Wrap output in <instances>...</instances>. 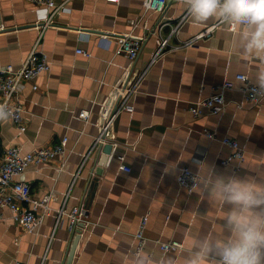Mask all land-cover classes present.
Masks as SVG:
<instances>
[{
  "label": "crops",
  "instance_id": "0c3cea01",
  "mask_svg": "<svg viewBox=\"0 0 264 264\" xmlns=\"http://www.w3.org/2000/svg\"><path fill=\"white\" fill-rule=\"evenodd\" d=\"M56 1L69 8L43 29L33 1L0 0V68L19 66L34 48L52 61L50 70L20 84L26 129L9 116L0 119V158L11 145L28 151L69 137L65 155L32 163L18 176L31 184L35 197L50 194L52 210L37 231L29 232L9 207L3 209L0 264H67L78 225L72 228L68 213L59 214L63 206L85 210L72 264H139L140 257L156 264L165 252L185 255L196 237L220 228L225 207L199 187L190 192L180 185L179 167L200 172L206 163L216 172L241 176L264 171V94L259 102L249 100L243 82L236 80L240 72L255 83L264 78V54L234 48L240 26L226 22L195 44L182 45L220 19L194 20L189 0H168L160 12L146 11L144 0ZM132 19L139 22L133 25ZM128 32L142 37L135 58L116 52L118 36ZM102 35L109 38L106 43ZM161 36L181 47L153 60ZM227 78L235 86L225 89V108L195 115L190 105ZM135 83L134 109L119 111ZM84 109L88 118L80 115ZM113 111L106 136L103 123ZM205 127L216 136L205 134ZM226 134L244 146L242 161L222 162L231 150L221 141ZM108 142L113 144L109 153L103 149ZM146 213L147 240L136 254V233ZM157 238L178 239L184 247L164 251Z\"/></svg>",
  "mask_w": 264,
  "mask_h": 264
},
{
  "label": "built area",
  "instance_id": "2783aa9c",
  "mask_svg": "<svg viewBox=\"0 0 264 264\" xmlns=\"http://www.w3.org/2000/svg\"><path fill=\"white\" fill-rule=\"evenodd\" d=\"M36 4V10L38 13V21H43V29L53 23V16L59 11L68 9L69 7L64 4H58L56 0H31ZM167 0H144L145 10L163 11L166 6ZM130 22L136 25L139 21L132 19ZM223 23L220 19L213 25L208 26L203 32L195 35L191 39H188L182 43V45L190 46L195 44L198 38L204 37L206 34L212 32V30L219 24ZM229 25L234 28L236 24ZM103 41H108L107 35H102ZM117 53H125L131 58H135L139 52V48L142 43V37L136 35L133 32H128L117 38ZM172 47L177 49L180 45H171L169 36H161L159 39V45L153 55V60L163 54L167 49ZM78 52H84L86 55L91 56L92 52L83 48H78ZM52 67V61L48 54L38 48H34L24 59V61L16 66L13 63L7 64L0 68V94L2 101L0 103L7 104L11 117L19 126L21 130L26 129L24 122L25 101L20 93V84L25 80H33L41 72L50 70ZM144 76L141 75L137 81ZM243 82L241 89L245 96L253 101L259 102L264 94V91L259 89L257 83L250 79L248 73L240 72L236 74V80ZM138 83H135L132 87H129L124 100L119 106V111L127 109L132 111L134 104L130 99L132 92L137 90ZM235 86V80L225 79L223 82L217 84L211 93L205 97H202L194 101L190 105V110L199 115L205 111L210 110L213 113L221 112L226 106L225 89ZM37 84H34V88H37ZM80 115L84 118H88L90 115L89 110H82ZM116 113L114 111L107 113L105 121L103 123V133L109 134L110 127L114 122ZM204 133L209 137H215L216 132L204 128ZM102 136V135H101ZM100 136V137H101ZM69 140L68 135H65L58 142L50 146L36 147L28 151H23L20 145H11L6 148L4 155L0 158V219L3 217V209L9 207L12 210V217L20 222L24 229L29 232L37 231L45 215L51 212L50 199L51 195L46 194L42 198L35 197L32 193L31 184L27 180L19 179L18 176L23 175L27 167L32 164H40L47 162L58 155H65L67 151V142ZM221 141L230 147V153L228 156L222 159L224 164H229L233 159L243 160L246 156V150L239 140L229 134L224 135ZM121 160L124 155L119 156ZM200 174L199 171L194 170L189 165H181L179 167L178 181L180 185L185 186L190 192L194 191L198 186L195 185V178ZM85 210L80 206L73 207L70 211L66 208L60 207L58 209L59 214L68 213L70 217L71 227L74 228L81 219ZM149 213L142 216L139 229L136 233L137 236V248L136 254H140L147 240L145 234ZM156 241L160 244L164 251H178L184 247V243L178 239L163 240L157 238ZM15 264H26L22 261H17Z\"/></svg>",
  "mask_w": 264,
  "mask_h": 264
},
{
  "label": "clouds",
  "instance_id": "9594fccd",
  "mask_svg": "<svg viewBox=\"0 0 264 264\" xmlns=\"http://www.w3.org/2000/svg\"><path fill=\"white\" fill-rule=\"evenodd\" d=\"M187 11L196 21L219 17L239 25L233 47L264 54V0H189ZM257 84L264 91V78ZM9 115L7 104L0 103V119ZM194 186L223 203L221 226L196 237L185 255L165 252L156 264H264V171L226 174L205 163ZM139 264H148L147 258L140 257Z\"/></svg>",
  "mask_w": 264,
  "mask_h": 264
},
{
  "label": "water",
  "instance_id": "95a60500",
  "mask_svg": "<svg viewBox=\"0 0 264 264\" xmlns=\"http://www.w3.org/2000/svg\"><path fill=\"white\" fill-rule=\"evenodd\" d=\"M112 147H113V144L108 142V143L104 144L103 149H104L105 152L109 153L111 151ZM77 225L78 226L75 227L76 234H75V237H74V239L72 241V244H71V247H70V250H69V254H68V258H67V264H72V262H73V259H74V256H75V253H76V250H77V246H78L79 241L81 239V232H82V227L84 225V222L80 221V222H78Z\"/></svg>",
  "mask_w": 264,
  "mask_h": 264
}]
</instances>
